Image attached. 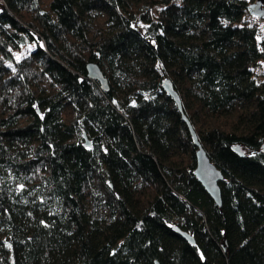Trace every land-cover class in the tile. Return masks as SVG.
I'll return each mask as SVG.
<instances>
[{
  "label": "trees",
  "instance_id": "1",
  "mask_svg": "<svg viewBox=\"0 0 264 264\" xmlns=\"http://www.w3.org/2000/svg\"><path fill=\"white\" fill-rule=\"evenodd\" d=\"M1 1L0 264H264L251 0Z\"/></svg>",
  "mask_w": 264,
  "mask_h": 264
},
{
  "label": "water",
  "instance_id": "2",
  "mask_svg": "<svg viewBox=\"0 0 264 264\" xmlns=\"http://www.w3.org/2000/svg\"><path fill=\"white\" fill-rule=\"evenodd\" d=\"M246 9L249 16L254 17L258 21L264 20V0H254L253 2H250L247 5ZM86 71L88 78L97 81L103 90H107L108 87L107 78L103 75L102 71L95 63L92 62L88 63L86 66ZM162 88L174 100L178 110L182 111L180 96L173 88L172 83L170 82L169 79H165L163 81ZM183 118L187 122L188 128L190 130L191 136L194 141V145L196 147L194 175L198 180V182L202 185L205 192L213 200V202L217 206H220L221 196H220L219 182L223 179V175L220 172V170H218L216 166L210 161L204 148L198 142L196 133L191 123L184 115ZM84 145L85 146L89 145L88 140H85ZM235 150L238 151L239 147L236 146ZM261 150L264 152V142L261 145ZM177 231L180 232V234L184 237V239L189 243L194 242L193 237L187 232H183L178 229Z\"/></svg>",
  "mask_w": 264,
  "mask_h": 264
},
{
  "label": "rangeland",
  "instance_id": "3",
  "mask_svg": "<svg viewBox=\"0 0 264 264\" xmlns=\"http://www.w3.org/2000/svg\"><path fill=\"white\" fill-rule=\"evenodd\" d=\"M254 0H251L250 2H253ZM2 3V1L0 0V4ZM261 25V32H264V22L262 21V23H260ZM264 70V59L260 61V63L258 64V66L255 68V72L257 74V76L259 77V79H262L261 77V73ZM228 119H232V117H227Z\"/></svg>",
  "mask_w": 264,
  "mask_h": 264
}]
</instances>
